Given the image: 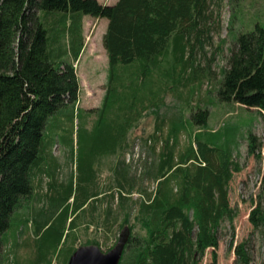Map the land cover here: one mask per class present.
Returning a JSON list of instances; mask_svg holds the SVG:
<instances>
[{
    "label": "trees",
    "instance_id": "1",
    "mask_svg": "<svg viewBox=\"0 0 264 264\" xmlns=\"http://www.w3.org/2000/svg\"><path fill=\"white\" fill-rule=\"evenodd\" d=\"M222 1L0 0V261L13 214L34 191L33 177L48 175L58 167L43 156L48 121L60 108L73 112L78 100L74 63L55 60L67 49L53 46L55 36L49 30L68 36L69 54L77 59L83 46L81 18L89 15L107 20L102 37L107 75L101 106L92 126L85 130L94 140L82 168L84 180L92 176V154L106 150L115 155L128 146V132L146 101L156 117L143 145L156 156L146 165L144 175L155 178L157 185L153 195L138 206L136 221L142 232H133L129 213L120 224L128 225L130 234L119 264H200L207 249H211V257L206 264H217L218 229L231 213L227 186L232 170L238 171L233 162L235 131L207 130L209 111L199 105L191 107L187 116L180 109L168 122L160 111L162 93L177 89L193 65L187 54L191 41L200 40L208 14ZM235 46L228 67L222 70L217 97L255 108L264 118V20L252 30L238 33ZM182 131L190 140L184 150L177 151ZM157 133L165 135L155 154ZM247 140L253 153L255 138L250 129ZM120 157L113 168V182L120 188H132L136 180L131 165ZM56 185L48 184L54 191L48 198L53 211L36 229L43 238V243L35 242L37 264L48 263L44 246L63 237L54 220L64 223L68 219L67 207L60 206L69 199V189L61 197ZM88 188L87 184V196L91 193L97 200V184L91 191ZM125 199L121 193L123 211ZM248 218L260 229L264 244V200H257ZM245 247L244 242L235 246L236 257L242 264H252Z\"/></svg>",
    "mask_w": 264,
    "mask_h": 264
},
{
    "label": "rangeland",
    "instance_id": "2",
    "mask_svg": "<svg viewBox=\"0 0 264 264\" xmlns=\"http://www.w3.org/2000/svg\"><path fill=\"white\" fill-rule=\"evenodd\" d=\"M106 1L113 4L116 0ZM263 20L264 0H223L213 6L203 36L200 40L193 39L189 45L187 54L193 65L187 69L186 77L176 86L177 89L171 88L161 95L164 107L160 112L166 114V122L180 109L187 116L191 107L199 105L209 111L207 130L223 132L231 128L235 131L233 162L237 164L238 171L232 170L227 186L231 213L222 220L218 229L217 264H242L234 252L240 242L245 243L252 264H261L264 259L260 229L254 228L248 218L257 200H264V118L255 108L247 109L239 103L220 101L216 94L222 70L228 67V58L236 47V35L252 30L255 23ZM94 24L85 23L84 51L77 59L69 54L68 36L61 31L53 33L49 30V34L55 36L53 46L67 49L65 53H58L55 60L74 63L79 79L78 100L73 112L66 107L60 108L48 121L43 156L48 162L54 160L58 167L53 173L33 177L34 191L13 214L11 225L6 230L0 264H37L34 262L37 254L35 242L43 243V238L42 232L37 233L36 229L53 211V203H48V198L54 194L48 187L50 182L58 184L61 197L65 195L64 189H69V199L62 201L60 206L67 207L68 219L64 223L58 218L54 220V226L63 231V237L44 246L43 254L48 263L42 264H67L72 249L84 244L94 243L103 251L109 250L117 242L122 229L128 227L120 225L127 213L133 232H142L136 221L138 206L140 201L153 195L157 185L155 178L144 175L146 165L156 159L143 145L156 120L147 101V106L140 110L137 122L128 132V146L115 155L108 154L106 150L92 154V176L87 182L82 176L87 151L94 140L85 130L92 126L96 110L101 106L107 75V55L102 44L107 20L102 18L97 29ZM157 77L154 75L155 80ZM247 129L255 138L253 153L249 151ZM57 132L58 136H54ZM164 135L156 134L155 154L162 148ZM54 137H57L55 141ZM189 140L187 132L182 131L177 151L184 150ZM120 154L124 163L131 165L130 173L136 180L132 188H120L113 182V168ZM87 184L90 191L97 184V200H93L95 197L91 193L87 196ZM121 193L126 198L124 211L119 207ZM71 218L73 222L70 223ZM210 257L211 249H207L200 264H206Z\"/></svg>",
    "mask_w": 264,
    "mask_h": 264
},
{
    "label": "water",
    "instance_id": "3",
    "mask_svg": "<svg viewBox=\"0 0 264 264\" xmlns=\"http://www.w3.org/2000/svg\"><path fill=\"white\" fill-rule=\"evenodd\" d=\"M130 230L124 227L115 245L103 251L97 244L78 246L69 256L67 264H119Z\"/></svg>",
    "mask_w": 264,
    "mask_h": 264
},
{
    "label": "crops",
    "instance_id": "4",
    "mask_svg": "<svg viewBox=\"0 0 264 264\" xmlns=\"http://www.w3.org/2000/svg\"><path fill=\"white\" fill-rule=\"evenodd\" d=\"M98 1L101 2V3L108 4V1H106V0H98ZM101 19L102 18H94V17H91L89 15H83L82 16L81 22H80L79 37H80V39H81V41L83 43V46H82V49L80 50L78 58H79V56L80 57L82 56L83 51H84L85 23L88 22V21L91 22V23H95L94 27H95V29H97V26H98L99 22L101 21Z\"/></svg>",
    "mask_w": 264,
    "mask_h": 264
}]
</instances>
